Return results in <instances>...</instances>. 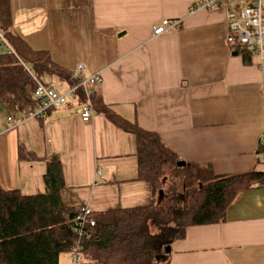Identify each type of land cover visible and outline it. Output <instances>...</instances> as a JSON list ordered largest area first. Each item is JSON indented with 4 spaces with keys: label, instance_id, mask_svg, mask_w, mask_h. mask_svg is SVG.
I'll return each instance as SVG.
<instances>
[{
    "label": "crops",
    "instance_id": "1",
    "mask_svg": "<svg viewBox=\"0 0 264 264\" xmlns=\"http://www.w3.org/2000/svg\"><path fill=\"white\" fill-rule=\"evenodd\" d=\"M203 1L10 0L12 31L33 50L49 53L71 79L79 65L87 76L100 75L93 88L104 103L159 134L182 161L211 166L218 176L264 171L259 58L245 61L228 45L224 7L193 12ZM163 20L182 25L153 38V26ZM55 79L49 83L59 92L71 87L72 80ZM83 106L70 101L43 120L17 117L15 124L0 111V187L36 195V164L41 173L58 154L67 207L99 215L148 206L151 187L139 180L135 136L98 112L83 122ZM20 145L39 160L20 159ZM60 264H72L71 258ZM169 264H264V186L243 192L226 222L189 227L172 245Z\"/></svg>",
    "mask_w": 264,
    "mask_h": 264
},
{
    "label": "trees",
    "instance_id": "2",
    "mask_svg": "<svg viewBox=\"0 0 264 264\" xmlns=\"http://www.w3.org/2000/svg\"><path fill=\"white\" fill-rule=\"evenodd\" d=\"M12 27L10 0H0V28L15 52L13 55L4 50L0 57V103L11 102L24 116L40 106L30 94L34 82L24 65H31L44 83L61 77L69 82L71 78L49 53L33 50ZM235 50L245 61L254 54L248 48ZM77 97V102L86 103L83 92L79 91ZM92 104L96 112L135 136L139 180L151 187L152 202L146 207L95 214L92 236L81 243L82 263L169 264L166 248L184 239L189 227L226 222L228 208L243 192L264 186V171L257 169L218 176L211 166L186 163L178 167L184 161L170 151L159 134L119 116L97 91ZM258 154L264 158L260 142ZM19 158L39 160L22 145ZM46 163L43 193L24 195L0 187V264H60L62 258H71L78 241L74 221L81 209L63 203L61 194L67 186L62 157L54 154ZM160 192L164 193L161 203ZM155 228L162 231L154 233Z\"/></svg>",
    "mask_w": 264,
    "mask_h": 264
},
{
    "label": "built area",
    "instance_id": "3",
    "mask_svg": "<svg viewBox=\"0 0 264 264\" xmlns=\"http://www.w3.org/2000/svg\"><path fill=\"white\" fill-rule=\"evenodd\" d=\"M225 1L228 0H204L193 8V12L212 11L224 7L228 30L227 43L233 49L248 48L258 56L264 90V0H244L245 7L237 4L236 9L225 6L223 4ZM181 25V21L163 20L153 26L152 37H161L176 28H180ZM4 50L15 55L0 28V57ZM24 67L34 82V88L30 94L39 102L40 106L34 113L24 115L21 123L44 119L47 112L59 109L69 104L70 101L78 100L79 91L83 92L87 99L81 114L82 121L89 123L93 119L96 112L92 104L95 93L93 87L101 83L100 75L87 76L85 67L79 65L71 79L72 86L65 92H59L54 84L41 82L31 65H24ZM260 144L264 146V135L260 139ZM94 216L95 213L89 207H83L74 221L75 228L73 231L78 236V241L75 243L71 254L72 264L83 262L81 243L92 236L91 230L96 226Z\"/></svg>",
    "mask_w": 264,
    "mask_h": 264
},
{
    "label": "rangeland",
    "instance_id": "4",
    "mask_svg": "<svg viewBox=\"0 0 264 264\" xmlns=\"http://www.w3.org/2000/svg\"><path fill=\"white\" fill-rule=\"evenodd\" d=\"M243 1L244 0H228V1H225L223 4L225 5V6H227V7H229V8H231V9H236V6H237V4H240L241 5V7H245V4H243ZM234 49H236V48H234ZM255 54V53H254ZM253 58H255V59H257V56H253ZM53 81H55L56 79H52ZM70 88V87H69ZM68 88V89H69ZM60 109V108H59ZM0 111L2 112V111H5L4 112V115H5V113H6V122H7V124L9 123V121H8V118L10 117V119H11V121L14 119V121L13 122H11V123H9V124H15V122H16V119H17V117H18V119L17 120H20V119H22L21 118V113L20 112H18L15 108H14V106H13V104L10 102V103H0ZM0 112V123L2 124L3 123V120H4V118H3V115H2V113ZM43 172H41L40 173V168H38V164H36V166H35V171L37 172V173H39V174H37V179H38V181H39V187H38V189L36 190V191H34L35 193H37V194H41V193H43L44 192V182H43V176H44V174H45V172H46V169H47V163L46 162H44L43 164ZM23 179V178H22ZM163 198H164V196H163ZM181 205H183V203H181ZM162 231V228L160 229V228H155L154 230H153V232L154 233H160ZM167 249V248H166ZM81 264H83V263H81Z\"/></svg>",
    "mask_w": 264,
    "mask_h": 264
},
{
    "label": "water",
    "instance_id": "5",
    "mask_svg": "<svg viewBox=\"0 0 264 264\" xmlns=\"http://www.w3.org/2000/svg\"><path fill=\"white\" fill-rule=\"evenodd\" d=\"M234 55H237V53H234ZM185 166H186V162H179L178 163V167H185ZM163 196H164V193L163 192H160L159 200H158L159 203H161V201L163 200ZM166 253L167 254H170L171 253V247H167Z\"/></svg>",
    "mask_w": 264,
    "mask_h": 264
}]
</instances>
